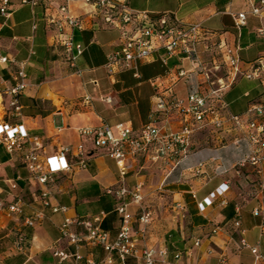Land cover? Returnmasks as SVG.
<instances>
[{"label": "crops", "instance_id": "crops-1", "mask_svg": "<svg viewBox=\"0 0 264 264\" xmlns=\"http://www.w3.org/2000/svg\"><path fill=\"white\" fill-rule=\"evenodd\" d=\"M35 1L36 4L31 5L12 0L10 15H0V46L9 57L8 62L0 64V90L3 93L5 87L14 83L23 65L28 86L19 96L21 116H10L8 120L22 122L31 135L42 138L44 155L54 153L62 145H78L82 142L78 129L85 125H99L102 121L115 125L129 121L137 129L149 121L157 93L151 80L172 96L187 95L200 81L195 72L187 78L176 79L175 70L179 67L190 70V61L173 57L164 64L157 52L150 61L138 62V67L153 66L146 81H137L131 74V83L116 89L117 76L122 72L110 75L105 63L108 54L119 43V28L104 23L101 10L83 0H73L69 4L71 12L84 23L83 29L72 31L83 51L76 60L75 72H69V62L59 44L61 34L55 26L60 18L62 0ZM125 1L130 9L172 12L182 22L200 23L212 32L216 46L205 50L199 44L197 50L201 59L219 63L220 73L227 68L224 55L229 46L239 48V66L244 73H253L259 59L264 64V37L256 32L258 27H264V19L249 13L240 30L233 25L231 13L248 11V0ZM69 31V26L64 25L63 32ZM77 69L82 71L81 75ZM255 73L253 77L239 76L226 89L227 113L248 117L247 111L253 104L264 103V65ZM93 80L98 84L94 85ZM86 95L91 97L88 103L84 100ZM106 95L112 97V103L103 100ZM56 96L61 99L60 105L55 101ZM2 98L4 109H8L9 96L3 93ZM87 149L86 168L59 173L55 182L44 186L27 171L21 150L9 153L0 145V201L8 203L19 199L23 213L31 214L41 209L40 190L48 188L51 204L68 207L65 214L45 209L43 218L34 226L24 225L22 214L0 209V264H58L54 250H73L58 230L65 215L93 218L103 212L101 226L110 232L111 239L115 237L120 217L114 210V199L104 193V188L117 182V166L104 150L92 149L90 145ZM249 153L246 139L234 126L226 124L223 129L209 126L195 132L188 157L169 175V166L161 159L152 162L142 157L136 161L128 158L126 162L134 163V168L127 174L126 182L143 181L144 204L153 210L146 234L137 236V248L165 247L168 255L157 264H220L221 255L227 264L250 263L253 255L238 246L239 232L243 231L245 239L256 245L264 256V248L260 247L264 245V194L258 189L257 182L260 177L251 167L243 168L240 176L233 168ZM199 162L204 163L203 174L195 176L192 171ZM185 178L188 183L183 182ZM7 180L16 181L17 187L11 189ZM162 182L165 183L160 190L158 187ZM223 183H228L229 189L216 196L212 204L199 208L198 202ZM191 191H195V199ZM174 200L186 205V216L180 223L173 220L172 212L168 210ZM257 208H263V215L253 213ZM253 218L257 219L255 233L243 228V225L251 224ZM235 220L240 222L238 228L233 226ZM215 227L219 230L213 235ZM137 228L135 223L132 227L134 235ZM20 234L24 241L22 248L17 250L15 246ZM196 239L200 240L198 246L194 245ZM186 249H190V256L183 253L178 260L174 258L177 252ZM80 253L85 258L92 257L95 264H143L141 259L135 258L122 262L117 255H113L112 262L108 263L101 246L83 245Z\"/></svg>", "mask_w": 264, "mask_h": 264}, {"label": "built area", "instance_id": "built-area-1", "mask_svg": "<svg viewBox=\"0 0 264 264\" xmlns=\"http://www.w3.org/2000/svg\"><path fill=\"white\" fill-rule=\"evenodd\" d=\"M73 0H62L60 4V18L55 22L58 32L61 34L59 44L63 48L70 66L76 67V60L81 55L83 47L74 40L72 31L83 29V21L75 16L69 7ZM86 4L97 6L102 12V19L107 25L119 28V43L108 54L105 68L110 75L126 70L132 71V76L140 79L138 62L150 61L155 53L161 54V60L167 64L169 59L175 57L178 60L188 59L191 69L185 70L179 67L175 70L176 79L187 78L192 72L199 76L197 86L185 96H172L165 90H161L156 81L151 84L156 87L149 121L139 128H133L129 121L118 122L110 125L102 121L99 125H85L78 129L82 138L75 147L62 145L56 148L54 153L44 155V141L36 135H31L22 122H11L10 116H21L22 106L19 96L28 86L27 73L22 65L12 85L5 87L3 93L8 95V109L3 107L2 91L0 90V145L11 153L14 150L23 152L24 165L29 174L41 185L47 186L55 182L59 173H69L75 168L88 166L87 145L104 150L105 154L115 161L118 170V180L115 184L104 188V193L114 199V210L120 217V226L113 239L110 232L101 226L103 212L93 218H73L64 216L58 226L61 236L73 247L72 251L56 249L53 251L58 264H95L92 257L85 258L80 253L83 245L101 246L106 252V260L111 263L113 255H117L120 261L127 258L141 259L143 264H157L160 259L168 255L165 247L156 249L144 246L137 248V236L143 237L148 226L152 222L153 210L144 204L142 192L143 181L137 180L134 184L126 182L127 174L133 170L134 163H127L128 158L135 160L139 157L156 162L159 159L169 166L167 175L179 168L188 157L191 148L192 135L206 127L223 129L226 124L234 126L239 134L246 139L250 146L247 158L237 161L233 168L238 176L245 167H251L253 172L260 177L258 189L264 194V103L253 104L247 111L248 117L240 114L227 113V103L224 99L226 89L241 75L253 77L263 68V60L259 59L253 68V73H244L239 66V48L229 46L226 48L224 63L227 68L220 73L221 65L217 62L206 61L198 55L197 46L202 44L205 50H212L216 41L212 32L207 31L200 23H184L172 12H151L148 10L130 9L125 0H83ZM250 9L241 10L232 14L233 25L240 30L245 26L247 15L264 19V0H248ZM21 4L35 5V0H20ZM12 9V0H0V15L8 17ZM64 25L69 26L68 33L63 32ZM256 32L264 37V27H258ZM9 61L0 46V64ZM81 70L77 73L81 75ZM0 81H2L0 79ZM97 85V80H93ZM86 103L91 97H84ZM103 100L112 103V97L106 95ZM8 111L10 113H8ZM174 116L176 119H174ZM204 163L199 162L193 168V174H203ZM11 189L17 187L14 180H7ZM188 183V179H183ZM165 182L158 187L162 190ZM229 189L228 183L221 184L215 192H211L203 201L198 202L199 208L212 204L215 197L223 195ZM195 199V191H191ZM39 202L41 209L31 214H24L22 202L17 199L8 203L0 201V209H6L9 213L22 214L23 224L34 226L43 218L44 210L52 213L65 214L68 207L63 204L53 205L50 202L48 188L40 190ZM184 202L174 200L171 205L172 218L180 223L186 216ZM255 215L262 214L263 208L253 210ZM138 228L135 235L132 233L133 225ZM72 226L76 227L75 229ZM235 228L240 222L235 220ZM219 228L215 227L212 234H216ZM24 236L19 235L15 248L20 250ZM199 239L194 241L198 246ZM238 246L250 251L254 259L250 263L264 264V256L256 245H251L239 232ZM1 250V248H0ZM190 256V249L179 251L174 255L178 260L182 254ZM220 264H227L221 255Z\"/></svg>", "mask_w": 264, "mask_h": 264}, {"label": "rangeland", "instance_id": "rangeland-1", "mask_svg": "<svg viewBox=\"0 0 264 264\" xmlns=\"http://www.w3.org/2000/svg\"><path fill=\"white\" fill-rule=\"evenodd\" d=\"M68 67H69V72H75L74 67L70 66L69 63H68ZM152 67H153L152 65H145V66L139 65L138 71L143 75V78L141 77L137 81H146L147 74H149L151 72ZM131 74H132V71L126 70V71H123L120 75H118L117 76L118 84L116 85L115 88L117 89V88H121V87H124V86L127 87L131 83V81L129 83V80L132 79ZM54 98H55L56 103L58 105H60L61 99L58 96H56ZM57 99H59L60 101L57 102ZM0 112H1V106H0ZM8 113H10V112L8 111ZM171 205H172V203L170 204V206H168V210L170 212H171ZM256 222H257V219L253 218L252 221H251V224L243 225V228H245L247 231L255 233L257 231V228L254 226ZM260 247L263 249L264 245L261 244Z\"/></svg>", "mask_w": 264, "mask_h": 264}, {"label": "trees", "instance_id": "trees-1", "mask_svg": "<svg viewBox=\"0 0 264 264\" xmlns=\"http://www.w3.org/2000/svg\"><path fill=\"white\" fill-rule=\"evenodd\" d=\"M220 226H224V225H220ZM233 235L235 236V234L233 233Z\"/></svg>", "mask_w": 264, "mask_h": 264}]
</instances>
